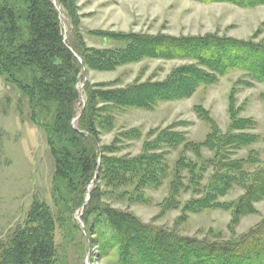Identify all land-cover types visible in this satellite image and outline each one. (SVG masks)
<instances>
[{
    "label": "trees",
    "instance_id": "1",
    "mask_svg": "<svg viewBox=\"0 0 264 264\" xmlns=\"http://www.w3.org/2000/svg\"><path fill=\"white\" fill-rule=\"evenodd\" d=\"M194 1L228 3L243 9L264 6V0ZM74 5L75 0H0V76L25 98L32 122L46 134L54 165L56 206L53 211L44 202L33 201L23 227L0 244V264H55L57 222L71 237L77 230L84 248L96 247L98 257L114 256L110 264H264V218L237 239L200 240L145 224L133 214L104 204V193L97 184L103 175L110 188L129 185L132 201L145 203V190H156L169 181L161 213L178 209L181 194L191 192L180 222L188 213L214 208H229L233 223L254 214V204L264 200V158L251 147L259 143L264 147V135L247 133L255 128V122L238 118L233 96L225 134L201 106H195L198 117L211 126L200 143L188 141L182 133L163 130L145 142L136 156L108 157L120 146L117 142L109 147L101 145L99 133L113 127L115 110H153L158 103L190 97L198 88L215 85L233 72L243 73L242 85L264 83V43L215 35L110 33L106 34L108 39L122 42L123 47L88 48ZM61 13L71 24L67 38ZM147 58L188 64L176 67L161 82L118 89L102 86L101 90L86 83L82 102L83 68L110 71ZM139 137L140 133L132 130L117 139ZM177 149L178 158L169 167L167 156ZM204 150L211 156H203ZM242 151L246 153L243 157L238 155ZM234 188L243 193L235 201L220 202ZM76 211L82 214L88 240L74 219Z\"/></svg>",
    "mask_w": 264,
    "mask_h": 264
},
{
    "label": "rangeland",
    "instance_id": "2",
    "mask_svg": "<svg viewBox=\"0 0 264 264\" xmlns=\"http://www.w3.org/2000/svg\"><path fill=\"white\" fill-rule=\"evenodd\" d=\"M74 6L79 17L80 34L88 48L123 47L122 42L108 39L106 34L110 33L162 34L171 37L215 35L264 43V6L243 9L228 3H200L194 0H75ZM60 15L63 34L67 38L71 24L62 13ZM96 31L103 35L91 34ZM186 64L188 62L179 60L147 58L110 71L83 68L81 86L89 83L94 89L101 90L102 86L118 89L144 82H161L168 78L173 69ZM241 81H244L243 73L233 72L221 77L215 85L198 88L190 97L158 103L153 110H115L113 127L99 133L101 145L109 147L117 142L120 146L118 151L108 154V157H133L142 152L145 142L153 140L163 130L182 133L188 141L200 143L209 134L211 126L198 117L195 106H201L218 130L225 134L230 124L228 105L231 96L234 97L238 118L255 122V128L247 133L262 137L264 83L246 86L240 84ZM132 130L140 133L138 139H117L121 133ZM251 148L259 150L264 158L262 144ZM178 150H170L167 156L169 167L178 158ZM245 154V151L238 153L241 157ZM203 156L210 157L211 154L204 150ZM53 172L54 165L45 132L32 122L25 98L15 88L6 85L0 76V244L17 228L23 227L34 200L44 202L56 211ZM167 182L156 190H145V203H135L128 195L131 190L129 185L110 188L105 184L103 175L97 179L100 192L104 193V204L133 214L145 224L186 237L226 242L239 238L264 218L263 200L254 204V214L243 216L236 223L232 222L229 208L188 213L185 220L180 222L178 218L181 217L183 204L191 197V192L181 194L178 209L161 213L160 203L169 193ZM242 193L241 189L234 188L220 202L235 201ZM81 215L76 211L74 219L82 229ZM83 234L88 240L87 232ZM55 245V264H110L115 259L111 254L107 258L98 257L96 247L85 249L79 232L75 230L71 237L58 222Z\"/></svg>",
    "mask_w": 264,
    "mask_h": 264
},
{
    "label": "water",
    "instance_id": "3",
    "mask_svg": "<svg viewBox=\"0 0 264 264\" xmlns=\"http://www.w3.org/2000/svg\"><path fill=\"white\" fill-rule=\"evenodd\" d=\"M85 81H86V80H85ZM84 85H85V84L82 85L81 92L83 91ZM85 205H86V203L83 204L82 208H84ZM82 229H83V232L85 233V231H86L85 228L82 227Z\"/></svg>",
    "mask_w": 264,
    "mask_h": 264
}]
</instances>
